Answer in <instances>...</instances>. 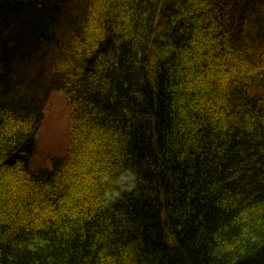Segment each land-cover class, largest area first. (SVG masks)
Listing matches in <instances>:
<instances>
[{
  "label": "trees",
  "instance_id": "16d2710c",
  "mask_svg": "<svg viewBox=\"0 0 264 264\" xmlns=\"http://www.w3.org/2000/svg\"><path fill=\"white\" fill-rule=\"evenodd\" d=\"M0 264H264V0H0Z\"/></svg>",
  "mask_w": 264,
  "mask_h": 264
},
{
  "label": "rangeland",
  "instance_id": "374dc122",
  "mask_svg": "<svg viewBox=\"0 0 264 264\" xmlns=\"http://www.w3.org/2000/svg\"><path fill=\"white\" fill-rule=\"evenodd\" d=\"M71 118L67 97L53 93L46 102L43 120L36 135L31 156L32 169L51 168L52 160L66 153L70 146Z\"/></svg>",
  "mask_w": 264,
  "mask_h": 264
},
{
  "label": "clouds",
  "instance_id": "9594fccd",
  "mask_svg": "<svg viewBox=\"0 0 264 264\" xmlns=\"http://www.w3.org/2000/svg\"><path fill=\"white\" fill-rule=\"evenodd\" d=\"M130 190V189H129Z\"/></svg>",
  "mask_w": 264,
  "mask_h": 264
}]
</instances>
